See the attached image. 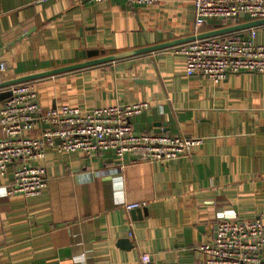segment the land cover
I'll use <instances>...</instances> for the list:
<instances>
[{
  "label": "crops",
  "instance_id": "crops-1",
  "mask_svg": "<svg viewBox=\"0 0 264 264\" xmlns=\"http://www.w3.org/2000/svg\"><path fill=\"white\" fill-rule=\"evenodd\" d=\"M217 27L208 21L197 34ZM256 30L264 43V23ZM194 32L193 0H0L5 81L170 43L35 78L39 101H148L131 118L135 130L202 139L183 159L122 167L111 150L47 149L39 161L47 184L28 197L6 193L9 168L0 178V264H140L142 252L152 264H199L206 256L198 245L215 237L220 213L264 214V73L230 72L217 84L187 75L185 57L174 52L185 41L171 42ZM128 202L146 205L132 213Z\"/></svg>",
  "mask_w": 264,
  "mask_h": 264
},
{
  "label": "built area",
  "instance_id": "built-area-1",
  "mask_svg": "<svg viewBox=\"0 0 264 264\" xmlns=\"http://www.w3.org/2000/svg\"><path fill=\"white\" fill-rule=\"evenodd\" d=\"M157 1L126 0L132 5H152ZM193 10L195 37L174 49L185 57L187 75H204L217 84L230 72L264 73V43L257 41L255 26L239 35L197 37L208 21L222 27L239 20L241 14L250 20L264 18V0H193ZM6 70L7 63L0 58V84L5 81ZM0 90L10 91L0 107V178L12 168L8 194H40L48 176L39 161L47 149L86 155L111 150L122 167L129 162L183 159L202 143L201 138L180 133L135 130L131 118L145 111L148 101L91 108L69 104L44 107L33 80L0 86ZM145 205L146 202H128L124 207L131 211ZM198 249L206 256L199 264H264V214L249 219L220 213L215 237L199 244ZM139 260L140 264H152L148 252H142Z\"/></svg>",
  "mask_w": 264,
  "mask_h": 264
},
{
  "label": "water",
  "instance_id": "water-1",
  "mask_svg": "<svg viewBox=\"0 0 264 264\" xmlns=\"http://www.w3.org/2000/svg\"><path fill=\"white\" fill-rule=\"evenodd\" d=\"M241 17H243V14H241ZM263 23H264V18L254 19V20H250V21H247V22H244V23H240V24H233V25H230V26L217 27V28H215V29H213V30H211L209 32L204 33V34H202V33L198 34L197 37H205V36H210V35H220V34L228 33V32H231V31H236V30H240V29H246V28H249L251 26H255L256 27V26H259V25H261ZM239 34H242V32L239 33ZM194 37H195V35L190 36V37L186 38L185 40H177V41H174V42H171V43H179V42H182V41L186 42V41H189V40L193 39ZM166 45H170V43L158 44V45H155V46L147 47L144 50L143 49L142 50H133L131 52H125V53H122V54H115V55H112V56H106V57L100 58V59L98 58V59L91 60V61H85V62H81V63H77V64H71V65H68V66H65V67L55 68V69L47 70L45 72H40V73H37V74H30V75H26V76H21V77L12 79V80H6L2 84H0V86L5 87V86H8V85L13 84V83L33 80V79L38 78V77L47 76V75L55 74L57 72L71 70V69H75V68H78V67H83V66H86V65L102 62V61H108V60H112V59H117V58H120V57H124V56L130 55V54H134V53H138V52H142V51L155 50V49H159L160 47H163V46H166ZM9 95H10V91L9 90L0 91V97L1 98H7ZM135 210H137V212H139V209H134L131 212L134 213Z\"/></svg>",
  "mask_w": 264,
  "mask_h": 264
}]
</instances>
